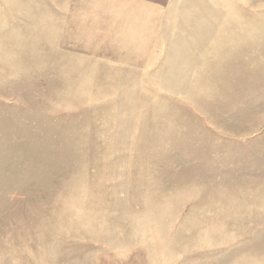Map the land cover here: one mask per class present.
<instances>
[{
    "label": "rangeland",
    "instance_id": "rangeland-1",
    "mask_svg": "<svg viewBox=\"0 0 264 264\" xmlns=\"http://www.w3.org/2000/svg\"><path fill=\"white\" fill-rule=\"evenodd\" d=\"M105 9L0 0V264H264V0H171L151 78Z\"/></svg>",
    "mask_w": 264,
    "mask_h": 264
},
{
    "label": "crops",
    "instance_id": "crops-1",
    "mask_svg": "<svg viewBox=\"0 0 264 264\" xmlns=\"http://www.w3.org/2000/svg\"><path fill=\"white\" fill-rule=\"evenodd\" d=\"M98 1L104 5H110L109 12L106 9L102 10L105 16L110 15L112 18L118 16L113 24L107 26L108 28L112 26V29L103 30L109 33H104L105 35L99 33V41L101 40L102 43L97 44L104 48L105 55H109L102 60H95L96 63H105L109 66L101 72H119L127 68L133 73H138L131 74L130 77L151 78L152 71H157L158 67L159 71L167 70L169 42L167 39L154 36L152 32L161 31V25L153 23V20L158 19V16L165 12L164 9L168 7L171 0ZM99 12V9L88 10L90 26L94 25L90 18L92 15L98 16ZM81 21V24H84L83 20ZM114 76L119 77L106 75V77Z\"/></svg>",
    "mask_w": 264,
    "mask_h": 264
}]
</instances>
